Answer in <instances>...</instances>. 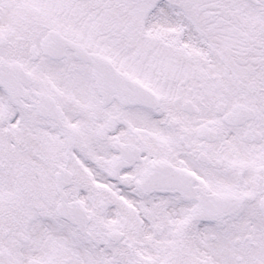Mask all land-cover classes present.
<instances>
[{
    "label": "snow or ice",
    "instance_id": "1",
    "mask_svg": "<svg viewBox=\"0 0 264 264\" xmlns=\"http://www.w3.org/2000/svg\"><path fill=\"white\" fill-rule=\"evenodd\" d=\"M0 264H264V0H0Z\"/></svg>",
    "mask_w": 264,
    "mask_h": 264
}]
</instances>
